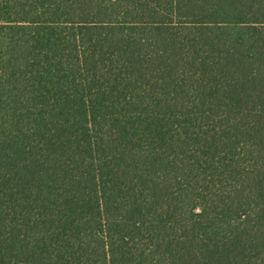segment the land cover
I'll list each match as a JSON object with an SVG mask.
<instances>
[{
    "label": "trees",
    "instance_id": "obj_1",
    "mask_svg": "<svg viewBox=\"0 0 264 264\" xmlns=\"http://www.w3.org/2000/svg\"><path fill=\"white\" fill-rule=\"evenodd\" d=\"M0 264H264V0H0Z\"/></svg>",
    "mask_w": 264,
    "mask_h": 264
}]
</instances>
